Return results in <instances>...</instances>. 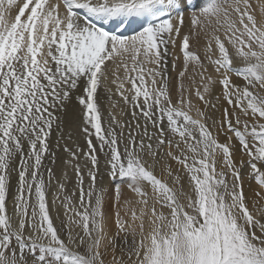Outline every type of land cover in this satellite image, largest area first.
Listing matches in <instances>:
<instances>
[{
    "label": "snow or ice",
    "instance_id": "1",
    "mask_svg": "<svg viewBox=\"0 0 264 264\" xmlns=\"http://www.w3.org/2000/svg\"><path fill=\"white\" fill-rule=\"evenodd\" d=\"M0 264H264V0H0Z\"/></svg>",
    "mask_w": 264,
    "mask_h": 264
}]
</instances>
